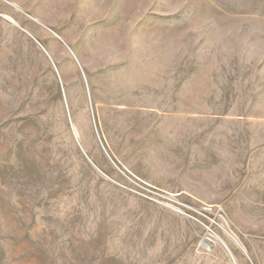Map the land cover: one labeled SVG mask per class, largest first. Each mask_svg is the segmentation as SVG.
<instances>
[{"label":"rangeland","instance_id":"374dc122","mask_svg":"<svg viewBox=\"0 0 264 264\" xmlns=\"http://www.w3.org/2000/svg\"><path fill=\"white\" fill-rule=\"evenodd\" d=\"M227 251L264 264V0H0V264Z\"/></svg>","mask_w":264,"mask_h":264},{"label":"water","instance_id":"95a60500","mask_svg":"<svg viewBox=\"0 0 264 264\" xmlns=\"http://www.w3.org/2000/svg\"><path fill=\"white\" fill-rule=\"evenodd\" d=\"M225 249H226V248H225ZM226 250H227V249H226ZM227 252H228V251H227ZM228 254H229V252H228ZM229 256H230V254H229ZM230 258H231V256H230ZM231 260H232L233 264H235L232 258H231Z\"/></svg>","mask_w":264,"mask_h":264}]
</instances>
